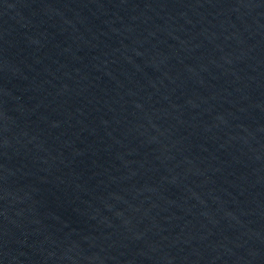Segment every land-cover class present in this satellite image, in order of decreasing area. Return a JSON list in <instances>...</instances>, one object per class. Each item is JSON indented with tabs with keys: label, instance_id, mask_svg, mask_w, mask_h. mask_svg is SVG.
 <instances>
[{
	"label": "water",
	"instance_id": "obj_1",
	"mask_svg": "<svg viewBox=\"0 0 264 264\" xmlns=\"http://www.w3.org/2000/svg\"><path fill=\"white\" fill-rule=\"evenodd\" d=\"M0 264H264V0H0Z\"/></svg>",
	"mask_w": 264,
	"mask_h": 264
}]
</instances>
